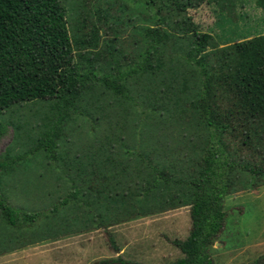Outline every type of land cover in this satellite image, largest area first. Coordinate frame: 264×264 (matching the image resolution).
Returning a JSON list of instances; mask_svg holds the SVG:
<instances>
[{"label":"trees","instance_id":"obj_1","mask_svg":"<svg viewBox=\"0 0 264 264\" xmlns=\"http://www.w3.org/2000/svg\"><path fill=\"white\" fill-rule=\"evenodd\" d=\"M129 1L155 24L135 25V58L114 44L116 32L104 62L96 51L102 26L87 32L83 20L72 34L63 0H0V113L47 107L44 115L29 109L38 114L36 143L14 156V171L4 163L12 152L0 154V178L70 186L48 214L15 207L0 192V230L62 214L111 227L190 206V233L174 241L183 255L170 264H214L227 197L264 186V33L220 46L189 14L204 0ZM97 14L101 23L115 17L110 6Z\"/></svg>","mask_w":264,"mask_h":264},{"label":"rangeland","instance_id":"obj_2","mask_svg":"<svg viewBox=\"0 0 264 264\" xmlns=\"http://www.w3.org/2000/svg\"><path fill=\"white\" fill-rule=\"evenodd\" d=\"M63 2L72 34L79 33L78 26L83 29V20L87 32L94 23L102 26V45L96 51H100L104 62H111L105 49L116 32L118 39L114 44L128 55L127 58H135L142 51V43L133 44L137 37L135 25L155 24L146 10L129 0ZM226 2L227 6L222 10L215 2L204 0L199 7L190 9L189 14L201 31L211 33L220 46L264 33V10L258 7L256 0ZM108 6L115 17L105 18L101 23L97 9ZM131 17L132 20H129ZM41 105L17 106L9 112L0 113V122L6 125V132L0 137V154L12 152V159L4 160L6 169L14 171L20 164L14 156L29 150L36 143L39 128L35 115H44L47 110ZM29 109L39 112H30V115ZM20 120L24 129L14 137L13 124ZM30 130L34 139L25 137L22 140ZM29 156L31 161L37 158L32 154ZM25 162L34 174L36 164H31L29 159ZM23 179V176L18 180L0 178V192L8 194L9 203L13 206L28 212L45 210L48 214L51 204L70 189L69 184L56 180L47 179L46 184L52 183L39 186L34 177L27 184L20 183ZM225 206L227 223L212 249L214 264H252L264 258V186L229 195ZM35 221L28 229L24 226L21 230L8 227L0 230V264H170L183 255L174 241L187 238L192 227L190 206L122 221L111 227L92 223L89 219L86 221L83 217L76 218L72 214L66 219L62 214L53 221L45 219L43 222L42 217ZM117 247L122 251L125 249V253L116 256Z\"/></svg>","mask_w":264,"mask_h":264},{"label":"crops","instance_id":"obj_3","mask_svg":"<svg viewBox=\"0 0 264 264\" xmlns=\"http://www.w3.org/2000/svg\"><path fill=\"white\" fill-rule=\"evenodd\" d=\"M122 250L118 247V248H116V256H119V255H121V254H123V253H125V249L121 252ZM121 252V253H120Z\"/></svg>","mask_w":264,"mask_h":264}]
</instances>
